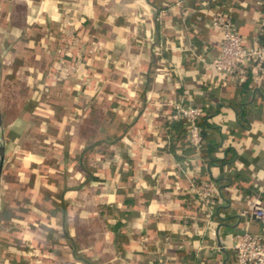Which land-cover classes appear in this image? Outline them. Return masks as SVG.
I'll use <instances>...</instances> for the list:
<instances>
[{
    "label": "crops",
    "instance_id": "1",
    "mask_svg": "<svg viewBox=\"0 0 264 264\" xmlns=\"http://www.w3.org/2000/svg\"><path fill=\"white\" fill-rule=\"evenodd\" d=\"M32 3L48 63L6 126L9 264H233L232 234H264L252 215L264 207V70L217 73L211 17L229 15L252 48L264 0ZM32 43L0 4V60ZM175 102L204 112L198 148L183 120L166 122ZM203 180L213 204L191 191Z\"/></svg>",
    "mask_w": 264,
    "mask_h": 264
},
{
    "label": "built area",
    "instance_id": "2",
    "mask_svg": "<svg viewBox=\"0 0 264 264\" xmlns=\"http://www.w3.org/2000/svg\"><path fill=\"white\" fill-rule=\"evenodd\" d=\"M211 24L219 30L221 36L219 52L210 63L217 73L245 79L252 68L264 70V25L256 45L246 48L229 15H213ZM171 109L168 117L184 121L187 142L198 148L201 141L199 122L204 116L202 109L177 102L171 105ZM191 191L203 205L213 204L217 198L215 185L209 180L192 184ZM252 215L264 225V207H254ZM226 248L233 253V264H264V234L248 230L236 232L230 236Z\"/></svg>",
    "mask_w": 264,
    "mask_h": 264
},
{
    "label": "rangeland",
    "instance_id": "3",
    "mask_svg": "<svg viewBox=\"0 0 264 264\" xmlns=\"http://www.w3.org/2000/svg\"><path fill=\"white\" fill-rule=\"evenodd\" d=\"M39 25L41 28V24ZM28 31L32 32L33 43H34L35 42L34 33L32 30H28ZM33 43L31 47L26 52H24L20 57L14 59L5 58L4 60L9 61L24 57L26 53L29 52L30 49L33 47ZM47 63H48V58L46 56H41L35 61L29 62L19 67L13 72L0 76V162L4 166H6L7 163L6 158L9 157L7 148L8 145H10L12 138L6 126L8 125L9 119L17 111V108L19 106V101L20 99H22V98L19 99V95H23L25 93L26 85L29 84L28 80L33 75L35 76L39 73L41 74L42 68H44ZM14 138H16V136ZM10 173L11 172L8 171L6 178L12 176V173L11 175ZM8 190L9 187L6 191V197H5L6 200H8L9 198ZM1 235H0V239L2 242L0 245V264H9V259H10L9 255H11V250L9 248L11 244L7 243L6 239L3 240L4 237H2Z\"/></svg>",
    "mask_w": 264,
    "mask_h": 264
},
{
    "label": "water",
    "instance_id": "4",
    "mask_svg": "<svg viewBox=\"0 0 264 264\" xmlns=\"http://www.w3.org/2000/svg\"><path fill=\"white\" fill-rule=\"evenodd\" d=\"M0 4L7 11L12 20L20 27L21 30H32L35 42L29 52L22 58L15 60H0V76L15 71L19 67L33 62L43 55L44 37L40 28L38 18L34 9L32 0H0ZM6 189L5 166L0 162V215L4 191ZM219 246H222L220 242Z\"/></svg>",
    "mask_w": 264,
    "mask_h": 264
},
{
    "label": "trees",
    "instance_id": "5",
    "mask_svg": "<svg viewBox=\"0 0 264 264\" xmlns=\"http://www.w3.org/2000/svg\"><path fill=\"white\" fill-rule=\"evenodd\" d=\"M53 50H55L54 46L50 48L49 53H52ZM247 80H248V79H247ZM247 80H246V82H247ZM36 96H37V92L34 91V90H30V91L28 92V99L23 100V102L21 103L20 106H23V107L26 108V109L29 108L30 105H31V103H30V98H31V99H34V98H36ZM205 119H206V116L204 115V116L202 117V119L200 120V122H199L200 127H202V128H201V132H200L201 139H202V137L205 135V133H204V131H203V127L205 126ZM166 122H167V123H172L173 120L171 119V117H167V118H166ZM200 142H201V141H200ZM41 144H42L44 147L47 146V147H50L51 149H52V148H55L54 145H52V146H48V145H46V144H43L42 142L40 143V145H41ZM26 178H27V175H26V174H24V175L22 174V181H24Z\"/></svg>",
    "mask_w": 264,
    "mask_h": 264
}]
</instances>
